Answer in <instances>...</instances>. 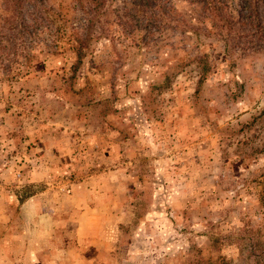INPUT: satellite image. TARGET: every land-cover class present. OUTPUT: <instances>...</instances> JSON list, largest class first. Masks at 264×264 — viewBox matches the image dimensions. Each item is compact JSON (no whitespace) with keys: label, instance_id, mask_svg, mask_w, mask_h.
<instances>
[{"label":"rangeland","instance_id":"rangeland-1","mask_svg":"<svg viewBox=\"0 0 264 264\" xmlns=\"http://www.w3.org/2000/svg\"><path fill=\"white\" fill-rule=\"evenodd\" d=\"M34 1L0 51V264H264V40L200 0L148 27L129 0Z\"/></svg>","mask_w":264,"mask_h":264},{"label":"trees","instance_id":"trees-1","mask_svg":"<svg viewBox=\"0 0 264 264\" xmlns=\"http://www.w3.org/2000/svg\"><path fill=\"white\" fill-rule=\"evenodd\" d=\"M26 1H31L30 4L36 7V1L34 0H5V8L3 9L5 16L3 17V26L0 28V51L5 53V50H13L16 48V38L23 35L29 30L32 25L25 23L22 19V4ZM93 4V9L103 7L106 0H86ZM203 2L204 8L213 13H217L216 18L220 21L226 22L227 27H233L234 24H238L242 29L246 31L245 36H251L257 39V41L264 40V0H239V5L234 7L236 11V17L233 16L232 11H228L227 7L231 2L235 0H200ZM131 13L130 16L136 24H139L141 19L146 20V25L154 24L160 18L154 13L155 7L161 9L162 0H129ZM44 4V3H43ZM237 4V2H236ZM91 7V5H89ZM233 11V12H235ZM229 12V14H228ZM30 12H28L29 14ZM90 23L86 25V36L84 38L75 37L73 39L74 47L72 50L75 53L76 60L72 65V72L75 73L77 68L82 64L89 48V33ZM3 29H6L7 35ZM183 33L190 34L191 31H184ZM23 44V43H21ZM9 55V53H5ZM34 56L28 55L27 62L34 59ZM26 58V56H25ZM200 63L202 64L201 78L199 82L205 79L208 73L211 71V66L208 63V56L206 54L200 56ZM28 66V65H26Z\"/></svg>","mask_w":264,"mask_h":264},{"label":"crops","instance_id":"crops-1","mask_svg":"<svg viewBox=\"0 0 264 264\" xmlns=\"http://www.w3.org/2000/svg\"><path fill=\"white\" fill-rule=\"evenodd\" d=\"M35 196H37V195L31 196L29 199L32 201V203L36 200ZM51 224H52V220L46 214L44 215L41 213H37L35 215V217L33 218V221L31 222L32 227L30 229V234L36 237V239H37L36 243H47L48 239H53V238H51V235H50L51 233H53V230L49 229V228H51L50 226H52ZM8 237H10V235H6L4 233L2 234V231L0 230V246H1V243H6V242L8 243L9 242ZM16 242H17V244H19V243L22 244L23 242L25 243V241H23V240H22V242L16 240ZM4 246L6 248V245H4ZM36 259H37L36 263L39 262L40 264H42L43 259H41V258H36ZM14 262H9V263L11 264ZM31 262L33 264H35L34 261H31Z\"/></svg>","mask_w":264,"mask_h":264}]
</instances>
